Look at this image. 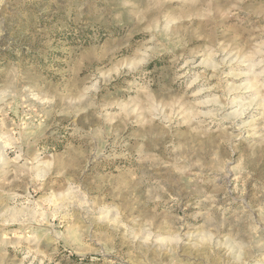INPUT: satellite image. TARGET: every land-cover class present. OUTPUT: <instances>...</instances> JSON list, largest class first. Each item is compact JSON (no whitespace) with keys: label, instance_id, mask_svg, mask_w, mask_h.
Here are the masks:
<instances>
[{"label":"clouds","instance_id":"9594fccd","mask_svg":"<svg viewBox=\"0 0 264 264\" xmlns=\"http://www.w3.org/2000/svg\"><path fill=\"white\" fill-rule=\"evenodd\" d=\"M118 6L139 46L101 45L59 104L22 60L0 63V264H61L93 235L87 254L108 264H185L189 248L204 264H264V0ZM209 25L214 37L188 40ZM172 59L165 95L152 74ZM29 99L45 107L22 114ZM75 146L79 174L60 159Z\"/></svg>","mask_w":264,"mask_h":264},{"label":"rangeland","instance_id":"374dc122","mask_svg":"<svg viewBox=\"0 0 264 264\" xmlns=\"http://www.w3.org/2000/svg\"><path fill=\"white\" fill-rule=\"evenodd\" d=\"M119 10L118 0H5L0 5V33H3L0 35V63L8 56L22 60L26 74L36 85L40 96L54 95L59 104L60 98L82 83L79 74L85 64L91 66L101 45L111 48L114 53L133 43L139 46V42L133 41L131 36L139 31L140 26L128 24L127 18L118 19ZM121 24L126 25L128 36L116 27ZM188 31V40H192L203 32L214 37L217 28L209 25L206 29L202 26L200 32ZM239 31V28L231 31L223 26L220 28L222 36L227 33L224 38L233 33L238 35ZM175 71L176 61L172 59L168 67L157 68L152 74L158 77L162 94H173L174 90L164 87V84L170 79L169 74ZM122 95L126 93L117 87L115 92L105 96V100ZM26 103L27 108L21 106L22 114L32 107L41 110L45 107L40 100L29 99ZM52 138L58 139L57 135ZM83 153L82 146L69 147L60 159L70 165V171L79 174L84 170ZM252 163L254 166L264 165V152L257 150ZM220 183L223 184V181ZM97 239L103 237L93 235L85 238L80 249L84 255L77 257L64 253L65 259L61 264H108V257L104 255L94 258L87 254L91 250L89 245L94 246ZM183 259L185 264H204L190 248L185 250Z\"/></svg>","mask_w":264,"mask_h":264}]
</instances>
